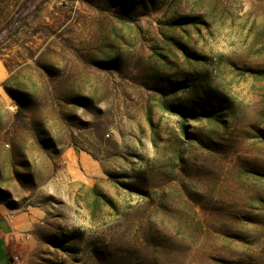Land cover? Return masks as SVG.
Returning <instances> with one entry per match:
<instances>
[{
    "label": "rangeland",
    "instance_id": "obj_1",
    "mask_svg": "<svg viewBox=\"0 0 264 264\" xmlns=\"http://www.w3.org/2000/svg\"><path fill=\"white\" fill-rule=\"evenodd\" d=\"M6 39L0 264H264V0H0Z\"/></svg>",
    "mask_w": 264,
    "mask_h": 264
},
{
    "label": "crops",
    "instance_id": "obj_2",
    "mask_svg": "<svg viewBox=\"0 0 264 264\" xmlns=\"http://www.w3.org/2000/svg\"><path fill=\"white\" fill-rule=\"evenodd\" d=\"M8 41H9V40L6 39L4 42H2V43L0 44V46H1V50H7V51H9ZM3 55H4V54H0V74H2V75H4L3 72L6 73V68H5L4 64H3V58H2ZM0 219H3V220L6 221V215H5V212H4L3 208H1V207H0Z\"/></svg>",
    "mask_w": 264,
    "mask_h": 264
},
{
    "label": "trees",
    "instance_id": "obj_3",
    "mask_svg": "<svg viewBox=\"0 0 264 264\" xmlns=\"http://www.w3.org/2000/svg\"><path fill=\"white\" fill-rule=\"evenodd\" d=\"M4 89L16 101H19L20 99H23V98L27 97L25 92L19 91L17 89H13V90L9 89L8 87H6V85H4Z\"/></svg>",
    "mask_w": 264,
    "mask_h": 264
}]
</instances>
